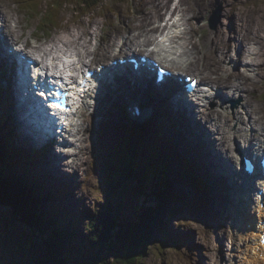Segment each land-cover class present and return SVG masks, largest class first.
<instances>
[{"label": "rangeland", "instance_id": "1", "mask_svg": "<svg viewBox=\"0 0 264 264\" xmlns=\"http://www.w3.org/2000/svg\"><path fill=\"white\" fill-rule=\"evenodd\" d=\"M38 1L36 0V2ZM46 2L47 0H43L41 6L42 9L46 6ZM173 2H176L177 4L180 3L182 5L181 8L183 9L186 7L188 8V11L184 10V12H186V15L189 17L190 25L189 23L188 25L192 28V31L189 32V37L196 41L195 45L198 47V50L200 46L203 51H206L209 55L213 53L214 44L219 41L225 42L229 47L237 48L239 45L236 43L233 44L235 36H242L244 38V36L256 26L257 19L260 15L264 14V0H213L200 12L199 16L196 0H173ZM143 3V0H109L108 4L114 5L113 7L117 16L114 12H109L104 6V8L98 7L94 10L89 9L85 11L84 9L87 15L80 19L74 9L75 6H65L63 9L64 1L56 0L55 9H63L62 17L63 19H67V22L65 24L63 23L62 26L57 28V30L55 29L49 34L48 38H52L57 35V33L69 29H73L74 32L78 31L79 33H84L87 32L85 30L89 27L90 30H92L91 33H95L94 36L92 35L93 47H101L117 38L118 35L122 36L124 25H128V29L132 28L133 30L136 24L141 22L139 15H141L147 7L152 15L159 13V10L161 12L159 13L160 15L168 14L167 12H164L168 6L163 8V10L161 9L162 6H160V9L153 7V5H155L153 2L147 3V5H143ZM33 7L38 9L36 6ZM178 10L180 11L181 9ZM18 13L19 15L21 14V12ZM170 13L171 12H169V14ZM212 18L218 23L217 28L211 26ZM34 19L35 18H30L31 22L35 23H31L27 18L24 20V24L30 22V29L27 30L26 26L24 28V33L30 34L27 37L28 39L31 36L32 30L39 24V21ZM254 24L255 26L253 27ZM36 33L41 35L40 41L46 40L43 37V32L36 31ZM29 40L33 41L34 39L30 38ZM247 42L248 38H244L243 43L247 44ZM232 52L234 54L233 49ZM218 54H220V51ZM94 56H97V53L93 52L88 55L90 63L93 62ZM240 61L237 62V66H232L235 71H243V64H241ZM94 62H97V60ZM95 65L96 63H93L89 66ZM181 70L190 74L202 76L201 65L195 62ZM0 80V84L3 86L5 75H3V77L0 76ZM102 95L103 93L97 94L96 98H92L94 102L87 110L89 116L91 115L90 121L87 119L85 121L84 119L83 122L85 126L88 125L90 128V131L88 128L89 132L85 131V133L92 135L95 140H93L94 142L92 141V144L91 142L88 143L91 148H87L80 153L79 166L77 167L80 174H73L70 165H67L69 161H65L66 164L64 165L68 174L60 173L57 170L58 163L51 166L50 173L55 175L57 180L59 178L62 179L61 183L58 184L52 180V185L61 190V196L59 195L53 203L50 201H44L43 203L40 202L39 204H36L34 207L37 214H40L41 216L47 215V222L50 226L53 223L62 228L65 224L70 222V226L74 230L75 228H73L72 222L76 219V215L83 217L87 210L92 214L98 212L101 213L108 205L104 174L101 173L99 169L98 160L97 164L95 161V159L99 157L103 159V162L106 160L104 158H107L108 160L109 156L106 151L110 149V139H107L106 133L98 131V126L101 121L100 114H105L107 112L105 108L107 105L104 101L107 96L102 97ZM245 95H247V93ZM263 96L264 85L258 90V92L252 94L250 97L251 102L255 104L259 103V105H261V107L256 110L260 114L264 113ZM2 99L3 97L0 101H2ZM100 99L102 102H100ZM218 101L222 102L220 99H218ZM235 101H237V105L234 108V111L236 109L244 110L243 105L249 100L244 97L242 99H235ZM118 102H122V100ZM219 105L220 104L217 103V100L215 99V101H212L209 106L219 107ZM231 106L233 107L234 104L231 103ZM2 111L9 113L10 107H0V123L4 122L1 118H5V113H2ZM167 118L170 117L167 116ZM150 119L154 118L152 117ZM3 124V128H1L10 136V140H12V145H10L13 149L19 146L15 140L18 139V141H20L21 138L24 137L27 139L24 134L22 135L17 131L16 137H12L10 134V128H7L5 123ZM143 125H145V123H143ZM105 127H108V125H105ZM108 130L109 129L106 128L104 131L107 132ZM126 130H128L126 124H123V126L119 128L120 133H118L120 135L116 138L118 142L122 138L123 131ZM113 133L116 134V132ZM0 136H4L3 138H5V140L7 139L5 135L0 134ZM189 141L191 142V139H188L186 144L192 145ZM123 143L124 142L122 141L121 144ZM144 143L145 142H143V144ZM33 144L29 147L30 151L33 149L38 152V149H48L54 153V147L56 150H59L60 148L58 142L52 143L50 146L45 143L44 147H41L43 144H37L34 142ZM32 153L35 155L33 151ZM46 155L47 153L43 151V159ZM146 156L149 159L152 169L159 170L162 165H159L157 157L150 155L149 153H147ZM40 158L41 156L36 157L35 155L33 161ZM43 165H45V163H43ZM134 165L138 166L139 163L137 162ZM203 165L206 164L202 162L199 167H196L197 169L204 170ZM25 166L28 170L32 168L30 163L28 165L25 164ZM35 168H33L31 172H34ZM40 171L41 170L39 169L38 172L36 171L37 175ZM161 171L163 172V175H152V173L148 171L149 175H147V186L144 187L145 190L141 189V185L139 186L136 182L130 181L122 183L120 193L112 201L111 213L114 216H123L122 220H130V218H133V222L136 219H134V216L136 215L135 213L140 210L144 201L154 204L152 199H149L150 195H157L160 206L163 207L164 211L159 214V218H162V221L166 226L165 228H167L169 233L164 234L162 231L158 232V234L154 236V240L150 241L148 247L145 248L144 259L137 264H236L238 262L236 260L242 258L243 255L239 249L241 246L240 244L244 239V215L241 216V218H237L236 216L235 218L237 219L232 218L231 209L229 208L231 199H229L228 203L225 199H221V197L214 205L213 216L209 218V221L199 219L196 208H190L188 205L184 206L183 203H180L177 199L172 201L170 196L172 190L177 196L184 197V201H186L187 204L193 205L194 191L190 182L186 179L177 180V174L181 176L178 168L175 171L174 168L171 171L166 168ZM8 172L10 173L11 171L8 170ZM44 178L49 179L48 177ZM166 182L169 187L160 184ZM20 185H22V182H20ZM29 192L32 191L29 190ZM142 192H145L146 195L144 196ZM36 193L38 192L36 191ZM220 195L222 194L220 193ZM65 206L69 207L71 210L68 212V209H65ZM84 209H86V211L83 212L82 210ZM64 210L67 211L65 212ZM173 212H176V214L173 215ZM20 214L21 213L17 212L13 206L6 205L0 207V264H39V262L46 264L44 262V249L46 247V238L49 239L48 235L43 234L39 227L32 226L37 223L40 225L39 221H37L36 224L32 219L26 222L24 221V215ZM199 215L203 218L204 214L200 212ZM79 221L80 223L77 225V228L82 231L81 234L79 233L76 235V239H74L75 242L69 243L66 252L60 253V258L58 259L67 264H82L93 259H101L102 261H107L109 263L112 262L113 255L110 254L107 246L101 249L100 247H94L91 243L86 242L87 236L90 234L89 219L84 218L83 220L79 219ZM52 228L48 227L47 230L50 232V229L52 230ZM160 230H164V228L162 227ZM182 236L189 238L186 241L181 238ZM179 238L180 243L176 244L175 241ZM56 245H58V243H56ZM56 245L55 248L57 247Z\"/></svg>", "mask_w": 264, "mask_h": 264}, {"label": "bare ground", "instance_id": "2", "mask_svg": "<svg viewBox=\"0 0 264 264\" xmlns=\"http://www.w3.org/2000/svg\"><path fill=\"white\" fill-rule=\"evenodd\" d=\"M38 1V0H37ZM143 5H147V3H154L155 5H159L163 3V5H168V10L171 11V20H174V24H171V26H179L180 31H178L177 27L175 30L174 36H171L169 38L170 42L172 43V47L169 49L171 51H175L176 49H180L183 51V57L181 59H184L186 57L192 58L194 60H191V63H200L201 65V73L202 78L208 83L209 89L208 93L205 94L204 97L209 96V98L215 99V96L219 95L221 91L224 92V90H227L226 87L231 88L233 91V94L236 93V95H239L240 97H244L245 94L242 93L246 91L247 98L250 101V97L252 94L258 92L259 87L264 85V14L260 15V17L257 19L256 26L253 25V31L250 30L244 38H248L247 44L244 45L243 40L244 38L242 36H235V40L233 44H237L240 46H244L242 51L239 52L237 49V52L234 51V54L232 52V47H229L228 44H225V42H217L213 46V53L210 55L203 51L202 47H198L195 45L196 41L192 40L191 38L185 37L186 34V27L185 23L187 24V21L189 19L185 18L186 12L188 11V8H181L182 5L180 3L173 4L172 0H143ZM213 0H196V6L198 9V16L200 15V12ZM54 4V3H52ZM180 10L181 16L179 18H175L176 13ZM24 13V10L18 6L16 7L13 4V0H0V50L2 49L1 53H4L6 48H10V40L13 41L12 44L15 43V45H18L19 48L28 51H31L33 55H37L38 59H41L42 63H45V61L48 58H51L50 63L53 65L54 68L57 69V71H63L64 73L67 71L70 72H78L81 71V68L86 66V64H90V60H88V55L92 54L93 52L97 53V57L95 60L101 62V63H109L112 59L115 58L116 54L115 52L118 46H123L126 44L125 41L121 42L119 41V37L115 38L111 42L104 44L103 46H96L93 47V37L95 33H91L92 30L88 27L87 32L79 33L78 31H75L73 29L64 30L60 33H57L52 38H48L47 35L44 36L46 40H42V43H39L36 41V43L28 42V38H24L22 40V37L25 35L24 33V20L25 18L18 14L17 11ZM178 10V11H177ZM145 12H149V9L145 8ZM143 12V14H146ZM154 15V14H153ZM150 17V14H148L147 18ZM81 19V17H80ZM31 22V21H30ZM30 22H28L30 24ZM238 22V19H237ZM35 23V22H31ZM244 24V23H243ZM235 25V23H234ZM233 25V26H234ZM237 26V25H236ZM128 28V26H126ZM156 29H159L158 26L155 27ZM57 30V28H56ZM234 32V30H233ZM31 36L35 37L36 39L41 38V35H37V33L31 32ZM125 37V36H123ZM127 41L129 40L128 37L125 38ZM207 39V38H206ZM205 39V40H206ZM204 40V41H205ZM193 44V45H192ZM122 50V48H120ZM220 51V54H218ZM67 52L75 53L76 55H79L80 57V63H70L68 68L66 67L65 63L62 67V65H58V63L62 60L61 54H68ZM201 52V53H200ZM9 54V51H8ZM14 54V52H13ZM20 56V55H19ZM1 58H9L8 55H1ZM237 58V60H235ZM180 60H175V65L179 68H184V66L181 64ZM227 62L231 64V66H236L237 62L242 60L246 62L248 68H254L259 69V76H255L254 74L250 73L247 69V71H235L232 67V69L226 64ZM75 62L78 61V59H74ZM141 62V61H139ZM98 64V63H97ZM186 64V62H185ZM7 66V64H5ZM4 63H0V74L3 77V73L1 72V69L5 67ZM142 65V64H140ZM13 66L12 63L9 64V69L11 71V75L6 78V82H4L5 86L8 88L9 91L4 89V87H0V89L5 92V94H9L10 92H14V95H18V92H20L18 86V78L19 75L16 70L11 69L10 67ZM187 67V66H186ZM8 69V68H7ZM67 69V70H66ZM69 69V70H68ZM140 71V69H139ZM110 81V80H109ZM141 84L143 85V90L141 87L137 88L140 93H144V97L139 95L132 94L131 88L133 91H138L133 85H129L128 81H123L122 83L120 81H114L113 86L109 87L106 90V93H109V102H113L112 104H109L108 100H105L107 108L108 109H114L116 108V101H121V96L127 95V98H123L122 101H126L128 104L137 105L138 103H143L145 101L153 102L152 104H155V113H157L158 121L161 125H166L169 127L168 129L165 128L164 131L166 134H168L170 137L174 136L175 131L177 134L182 135V133L179 131L181 129L182 131H186L187 133H184V136L188 135L191 139V142L193 145L186 146L182 145L181 150V158H186L188 160H191L195 166H200L201 163H205L206 165H203L204 170H201V174L206 175V173H212L214 181L208 180L210 186L214 187L213 189L217 193V199H225L226 202L229 201L228 198H232V192L231 188H233L231 185L227 183V178L220 174L219 172L213 171L211 165L212 155L215 153L214 148L212 147L211 140L213 138L219 139L220 145H221V152L228 155V158L235 161H238L240 153L238 151H234V148L229 143L232 139L234 140H240L243 139L244 143H251L253 139H262L264 141V129H262V124L264 123L263 119L264 116H258L257 112H255L259 108V103H253L247 101V109L243 110L244 114L242 117L237 116V123L236 125L239 126L237 129L231 128L233 124H231V120L233 118L230 117V114L227 116L223 111L217 110V109H210L205 108L201 110V116H194L195 110L194 108H191L190 110L185 106V103L176 104L175 108L172 109L169 104H175L173 101L169 99V97H166L165 95L162 96H156V93L149 87L146 86V82L141 81ZM127 85V86H126ZM211 85V86H210ZM217 85L218 89L213 90L212 86ZM222 87V88H220ZM13 89V90H12ZM21 91L24 90L26 92V88H24L22 85L20 86ZM260 92V91H259ZM90 95H96V91H93L90 93ZM9 98L11 96H8ZM264 97V96H263ZM13 98V95H12ZM223 101L224 98H228V95H223ZM12 99H9V102ZM25 101V102H24ZM24 101L18 97H16L15 101L13 100L12 103H14L10 107L9 113H6L5 111H2V113H5V120L3 123H5V126L7 128H10V134L12 137H16V131L20 132L22 135L24 134L27 138L30 140H33L32 137H36L37 139H34V141L37 142V144H43L41 147H44L45 143L49 146L54 143L58 142L61 139L60 137H63V134L65 132L64 127L61 123L58 124L57 128L53 129V138H43V136H38L33 128V126L26 124L23 122V118H25L26 112H29V108L35 112L34 114H37L39 116V108L35 104L36 101L32 96H24ZM31 101V103H30ZM133 101V102H129ZM33 102V103H32ZM83 107L90 106V103H85L83 100ZM167 104V105H166ZM229 104V103H227ZM88 105V106H87ZM170 108V111L172 112L170 115V121L168 119L164 118L162 113L159 111V108ZM223 109H228L229 105H226V108L224 106H221ZM123 108H125V105H123ZM255 110V111H254ZM124 113V112H123ZM239 113H241L239 111ZM154 115V114H153ZM85 121L86 119L90 121V116L87 111H84ZM23 117V118H22ZM40 117L43 118L42 113L40 114ZM200 118L203 119V122L200 121ZM263 118V119H262ZM236 120V119H235ZM2 123V124H3ZM205 123V126L203 125ZM206 123L213 125V130L215 129L217 133H220L221 136L215 137L212 133L213 130H208V125ZM179 124L178 128L174 127V125ZM257 124H260L259 128H257ZM89 126H85L83 122L80 123L77 122L76 128H71L70 135H73L78 138L77 142L80 143V146L77 149L78 151L74 153V150H72V146L67 148V152H64V149H62V154L67 156L68 158L71 157V160L69 161V165L72 169L73 174L78 173L77 167L79 166V162L77 160V155L82 152V150H86L89 147V144L93 141L92 135L86 134L84 131H88ZM236 128V127H235ZM13 129V130H12ZM4 130V129H3ZM23 131V132H21ZM43 132V131H41ZM66 132L69 133V130ZM9 133V132H8ZM18 133V134H20ZM65 137L63 138V141L67 144H71V141L69 142V138L67 137L68 134L65 133ZM4 135V133H3ZM21 135V136H22ZM86 137H85V136ZM57 136V137H56ZM84 136V137H83ZM187 136V137H188ZM10 137H7L5 140L6 142H12L10 140ZM58 141H57V140ZM155 139V138H153ZM19 146L16 147L14 150L17 149V152L13 154L12 156L6 157L4 154V159L1 163L5 165H12L7 163V161H17L19 159L25 158L28 154L27 150L29 147L33 144V142H30L29 140L24 138H21L20 141L15 140ZM190 142V141H189ZM188 142V143H189ZM190 142V143H191ZM35 143V142H34ZM73 143V142H72ZM215 145L216 142L214 141ZM4 144V141L0 142V145ZM74 144V143H73ZM88 144V146H87ZM218 144V143H217ZM12 145V144H11ZM11 145H8V148L11 147ZM34 145V144H33ZM158 146V145H157ZM217 146V145H216ZM219 146V145H218ZM28 149H27V148ZM46 148V147H45ZM47 153L45 158L42 156L40 159L35 160V164L38 167L41 174L48 177L49 179H52L55 181L56 184L61 183L62 179L59 178L58 180L55 178V175H52L50 173V167L53 165H56L58 162V152H54V154L49 151L48 149H42ZM205 153H208L210 156L206 157ZM43 154V153H42ZM212 156V157H211ZM216 158H213L215 160ZM218 162V161H217ZM232 162V161H231ZM234 162H232L234 164ZM27 164L30 162H26ZM25 163V164H26ZM45 163V165H43ZM199 164V165H197ZM234 166V165H233ZM235 165L234 167H236ZM56 167V166H55ZM238 167V166H237ZM206 168V169H205ZM199 169V168H198ZM57 170L60 173L68 174L66 172V169L64 168V164H57ZM21 171H29L28 169H18L17 171H11L10 173L7 171L6 179H10L9 175L11 173L19 174ZM70 171V170H69ZM213 171V172H212ZM71 172V171H70ZM216 180H215V178ZM65 178V177H63ZM179 180V178H177ZM59 186V185H58ZM238 188V186H235ZM229 191V195H227V191ZM220 193L222 195H220ZM233 199V198H232ZM40 200V199H39ZM38 202V201H37ZM65 205V204H62ZM83 211V210H82ZM79 217V216H75ZM80 223L73 222V225H75V228H77V225ZM70 225V224H68ZM53 227V226H52ZM51 227V228H52ZM81 230L79 229V233L81 234ZM248 235V234H247ZM261 234L257 233L256 238L260 239ZM187 241V240H186ZM251 243V242H250ZM249 243V244H250ZM256 244V243H255ZM254 247V254H255V263L261 264L264 262V245H259L258 243ZM249 247V245H248ZM200 261V260H199ZM262 261V262H261ZM253 264V263H248Z\"/></svg>", "mask_w": 264, "mask_h": 264}, {"label": "trees", "instance_id": "3", "mask_svg": "<svg viewBox=\"0 0 264 264\" xmlns=\"http://www.w3.org/2000/svg\"><path fill=\"white\" fill-rule=\"evenodd\" d=\"M79 4H86L88 7L97 5L103 0H74ZM3 144L0 145V207L1 206H13L16 211L24 215V221L32 219L36 224L37 221L40 225H36L43 234L48 235L46 238L47 249L44 254V262L46 264H67L64 261H60V253H65L69 247V243L75 242L76 235L79 234V229L74 230L68 224L60 228L59 225L50 224L47 222V218L44 215L37 214L35 205L40 203L39 194L36 193V189L33 186L28 185V180L25 179L22 185L20 182L14 181L15 179H21L20 176L13 174V177L6 179L7 171H13L11 166L1 163L4 159ZM136 157V156H135ZM132 160H127L123 165L119 162L109 164L106 168V195L108 197V205L100 213H89L87 217L89 219V236H87L86 242L91 243L94 247H100L101 249L108 247L110 254L113 255L112 262L102 261L101 259L88 260L82 264H137L145 257V248L148 247L150 241L154 240V236L158 232H164L165 225L162 218L159 219L157 213L163 212V207L160 206L157 195L151 196L155 203H150V206L142 204L140 210L135 213V221L133 218L130 220L122 217L114 216L111 213V205L114 198L118 196L122 189V183L124 182H136L141 186H146L147 176L142 171H137L131 168L130 163ZM144 167L154 175V170L148 168L145 163ZM8 169V170H7ZM14 179V180H13ZM32 192H29V190ZM173 197L181 199V196H177L175 193H171ZM157 197V198H156ZM38 201V202H37ZM35 210V211H34ZM20 214V215H21ZM176 212H173L175 215ZM39 215V216H38ZM97 216V217H96ZM24 222V223H26ZM54 227L50 232L48 227ZM164 230H160L161 228ZM59 240V241H58ZM58 243V245H56ZM55 245L57 246L55 248ZM52 247V248H51ZM70 251V250H69ZM68 251V252H69Z\"/></svg>", "mask_w": 264, "mask_h": 264}]
</instances>
